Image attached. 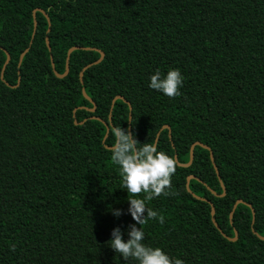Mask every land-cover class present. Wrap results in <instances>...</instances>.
<instances>
[{"label":"trees","instance_id":"1","mask_svg":"<svg viewBox=\"0 0 264 264\" xmlns=\"http://www.w3.org/2000/svg\"><path fill=\"white\" fill-rule=\"evenodd\" d=\"M36 9L49 22L36 12L32 38ZM72 47L104 53L82 84L79 74L98 52L73 51L64 78L52 70L50 57L55 72H65ZM6 53L0 264H138L108 244L114 228L126 242L136 223L111 160L113 126L130 127L141 144L159 133L158 150L179 164L194 143L207 146L225 189L209 151L196 145L191 165L177 166L171 194L146 200L165 218L143 225L146 245L184 264H264V0H0V72ZM170 69L183 76L174 98L149 87L155 71ZM116 96L131 111L116 100L109 120ZM91 117L105 122L107 135ZM189 176L191 193L207 202L186 190ZM237 201L251 207L253 224L244 205L230 221ZM208 202L227 239L213 227Z\"/></svg>","mask_w":264,"mask_h":264},{"label":"clouds","instance_id":"2","mask_svg":"<svg viewBox=\"0 0 264 264\" xmlns=\"http://www.w3.org/2000/svg\"><path fill=\"white\" fill-rule=\"evenodd\" d=\"M183 83V76L179 69H170L166 76L157 70L150 77L149 87L162 92L169 98L179 96ZM129 124L133 125L131 119ZM114 142L111 146V160L120 168L122 188L128 192L129 209L135 224L129 225V239L125 242L119 227L114 228L108 244L124 260L134 259L138 264H184L179 258L170 257L160 247H151L143 241L145 232L143 225L150 219H158L161 224L165 218L158 211L147 207L146 200H152L161 195H170L172 177L176 172L175 157L158 150L154 142L141 144L133 131L113 126L110 129ZM146 194L143 199L134 198ZM146 212V215H145ZM114 215L122 214L121 210H114ZM136 224H139L138 228Z\"/></svg>","mask_w":264,"mask_h":264},{"label":"water","instance_id":"3","mask_svg":"<svg viewBox=\"0 0 264 264\" xmlns=\"http://www.w3.org/2000/svg\"><path fill=\"white\" fill-rule=\"evenodd\" d=\"M36 12H40L41 14H43L44 17L46 18V20L49 22L47 15H46L41 9L33 10V12H32V17H33V34H32V38H33V35L35 34L36 26H37V25H36V20H35V13H36ZM48 27H50L49 24H48ZM49 31H50V28H48L47 32H49ZM45 44H46V46H47L48 51H50V46H49V42H48V39H47V38L45 39ZM78 50H82V51H95V52H98V53H99V58H98V60L95 61V62H93V63H91V64L86 65V66L83 68V70L80 72V74H79L80 77H79V78H80V83H81V84L83 83V80H82L83 72H84L86 69H88V68H90V67H92V66H94V65L99 64V63L103 60L104 53H103L102 51H99V50L94 49V48L72 47V48H70V49L68 50V52H67L66 62H65V72H64L62 75H58V74L55 72V70H54V65H53V63H52V58L50 57L52 70H53V72H54V75H55L57 78H64V77L67 75L68 70H69V57H70V54H71L73 51H78ZM27 51H28V49H26L25 51H23L22 54L20 55L19 62H18V67H20L21 61H22L24 55L27 53ZM8 62H9V55L6 53V61H5L4 65H3L2 69H1V72H0V79H1V80H3V73H4L5 67H6V65L8 64ZM19 82H20V78L18 77V79H17V85L19 84ZM81 93H82V96L84 97V99H86V100H87L90 104H92V106H93V108H92V109H89V111H90V112H94V111H95V104H94V102H93V101H92V100L86 95V93H85V91H84L83 88L81 89ZM116 100H121V101H123L124 103H126V104L128 105L129 111H131V106L129 105V103H127V102L123 99V97H121V96H116V97L112 100V103H111V106H110L109 120L111 119L112 108H113V105H114V103H115ZM73 117L75 118V115H74V114H73ZM90 119H95V120H98V121L102 122V123L106 126V135H107V133L109 132V128L107 127V125L105 124L104 121H102L101 119L96 118V117H91ZM129 119H131V116H130V115H129ZM83 123H84V121H82V122H80V123H77L76 121H74V124L82 125ZM128 129L130 130V127H129ZM164 129H167V130H168V134H170V130H169V127H168V126L165 125V126H163V127L161 128V130H164ZM106 135H105V137H104V139H103V143H104V141H105ZM158 137H159V133H157L156 138H155V140H154V143H155L156 145H157V142H158ZM196 145H197V146H200V147H202V148H204V149H206V150L209 151V157H210V160H211V162H212V166H213V168H214L215 174H216V176H217V178H218V180H219V182H220V186H221V188H222V190H223V194H224L225 189H224L223 184H222V182H221V180H220V177H219V174H218V171H217V167H216V165L214 164L213 154H212V152L210 151V149H209L207 146L202 145L201 143H198V142L194 143L193 145H191L190 150H189V161H188V163H186V164H179V163L177 162V166H180V167H189V166L191 165V163H192V161H193V150H194V147H195ZM174 157H175V159H176V161H177V157H176V156H174ZM191 179H194V177H193V176H189V177H187V183H186V190H187L188 192H190V193H191V191L189 190V185H188V183H189V180H191ZM223 194H222V195H223ZM191 195H192L193 197H195L196 199H198V200H202V201H204V202H207L205 199H203V198H199V197L193 195V193H191ZM214 195H215V194H214ZM222 195H220V196H222ZM208 203H209V205H210V216H211V222H212L213 227H214V228L220 233V235H221L223 238L227 239V238L223 235V233L220 231V229L218 228L217 224H216L215 221H214V218H213V217H214V208H213V205H212L210 202H208ZM238 205H244V206L248 207L249 209H251L250 206L245 205V204H244L243 202H241V201H237V202L235 203V205L233 206L232 211H231V213H230V215H229V219H230V221L232 220L233 214H234L235 209L237 208ZM251 212H252V224H253V221H254V212H253L252 209H251ZM234 236H235V238H234L233 240H229V241H231V242L236 241V239H237V233H236L235 231H234ZM258 239L261 240V241H263V240H264V237H263V238L258 237Z\"/></svg>","mask_w":264,"mask_h":264}]
</instances>
